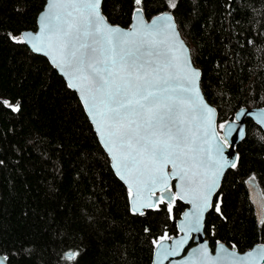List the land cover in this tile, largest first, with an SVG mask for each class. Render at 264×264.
I'll return each mask as SVG.
<instances>
[{
  "label": "trees",
  "instance_id": "1",
  "mask_svg": "<svg viewBox=\"0 0 264 264\" xmlns=\"http://www.w3.org/2000/svg\"><path fill=\"white\" fill-rule=\"evenodd\" d=\"M47 0H0V255L8 264H152L155 244L178 234L187 205L177 201L144 215L130 211L128 189L116 176L77 93L47 58L25 43ZM133 0H103L102 13L129 28ZM149 21L173 14L201 71V88L219 124L243 107H264V0H143ZM264 131L253 121L205 221L218 242L243 252L264 244L247 181L264 200ZM174 186V185H173ZM219 203L220 212L215 205ZM264 218V212H263ZM78 251L74 262L65 253Z\"/></svg>",
  "mask_w": 264,
  "mask_h": 264
},
{
  "label": "snow or ice",
  "instance_id": "2",
  "mask_svg": "<svg viewBox=\"0 0 264 264\" xmlns=\"http://www.w3.org/2000/svg\"><path fill=\"white\" fill-rule=\"evenodd\" d=\"M133 2L136 22L130 31L108 24L101 14L102 0H49L40 17L39 34L9 35L15 43L31 44L34 51L49 55L67 86L79 92L116 175L128 186L134 215H144L143 209L158 208L160 203H167L171 215L175 199L192 204L194 211L185 214L186 223L181 226L184 238L172 248L163 245L171 239L167 233L153 241L167 258L179 255L189 233L201 231L219 177L225 168L237 166L239 156L229 160L219 142L215 155L203 147L209 136L218 137L212 119L215 109L200 94V72L191 66L183 42H179L180 55L169 43V33L177 41L179 36L172 15L164 13L147 24L143 0ZM168 6L175 9L177 0H168ZM0 104L20 111L19 103L0 98ZM242 115L243 111L236 119ZM258 120L264 124V118L258 116ZM234 130L228 125L227 135L219 138L229 147L228 137ZM172 179L179 180L175 193L169 186ZM250 179L254 181L255 176ZM157 190L160 195L153 202ZM215 208L220 212L219 203ZM260 223L264 224V218ZM220 252L226 253L223 245ZM193 254L201 264H215L208 259L206 245ZM78 256V251H69L64 259L74 262ZM227 256L235 257V253ZM248 257L264 261V246ZM7 259H0V264Z\"/></svg>",
  "mask_w": 264,
  "mask_h": 264
},
{
  "label": "water",
  "instance_id": "3",
  "mask_svg": "<svg viewBox=\"0 0 264 264\" xmlns=\"http://www.w3.org/2000/svg\"><path fill=\"white\" fill-rule=\"evenodd\" d=\"M102 3H103V0H102ZM102 3H101V7H102ZM48 4H49V0H47L44 9L40 12V14L38 16V20H37L38 27H37V30L36 31H24L22 34H24V33H32L33 35L39 34V32H40V17H41L42 14H44L47 11ZM100 10H101V14L104 16V14L102 13V9L101 8H100ZM165 13H170V12H165ZM163 14L164 13H162L160 15H157V16H161ZM170 14L173 17V22L175 24V31L179 34V36H178V41H177V40L173 39L171 37V33H169V43L173 46L176 54L180 55L181 53H180L179 42H181V41L183 42V45L187 49V55H188V57H189V59L191 61V66L193 68L197 69L200 72V76H199V79H198V87H199L200 94L203 97L204 102L209 107L215 109V112L212 114V119H213V126L215 127V130L218 133V137L213 138V137L209 136L208 137V143L204 144L203 147L206 150H211L213 155H215V146L217 145V142H219V144L224 148V156H226L229 160H232L237 155L239 156L236 148L239 145V143H241L244 140V138L246 137L248 120L253 121L256 125H258L264 131V124L260 123L259 120H258V116H261L262 118H264V107H254V108L243 107V108L239 109L236 112L235 117H234L233 120L225 122V123H221V124H225V126H226L225 129H221L219 127L220 124L218 122V111H217V109L207 101V99L205 98V96L203 94V91H202V88H201V71H200V69H198L194 65V63L192 61V57H191L190 48L186 44L184 39L182 38V36H181V34H180L179 30H178V27H177V24H176V21L174 19L173 14L172 13H170ZM157 16H154L151 20L148 21L146 19L145 15H144V13H143V19H144L145 23H147V24H151L152 20H154ZM106 20H107V18H106ZM107 22H108V24H110L112 26H116V25L111 24L108 20H107ZM135 22L136 21L134 20V18H132V23H131V26L129 28H123V27H120V26H118V27L123 29V30H125V31H130L132 29V25ZM26 45L30 48V50L33 53L47 58L48 61L50 62V64L57 70V72L65 79V81L67 83L66 77L60 72V70L58 68H56L53 65L52 59H51V57L49 55H46L44 52H36V51H34L32 49V47H31V44H26ZM72 90L77 93V95H78V97H79V99H80V101H81V103L83 104V107H84V103L82 102V100L80 98L79 92L74 90V89H72ZM84 109H85V107H84ZM241 111L244 112V115H242L240 117V119L237 120L236 119L237 118V114L240 113ZM85 112H86L90 122L92 123V120L89 117L86 109H85ZM92 125H93V128H94V130H95V132L97 134V137H98V139H99V141L101 143L100 136H99V134L96 131V126L93 123H92ZM228 125H232L233 128L235 129L232 132L231 136L228 137V142L231 145L230 147L225 145L223 140L219 139V138L224 137V136L227 135V126ZM241 129H243V133H244L243 139L240 138ZM101 145L103 146L102 143H101ZM103 148L107 152V154L109 155L108 151L105 149L104 146H103ZM109 157L111 159V166H112L113 165V161H112V158H111L110 155H109ZM238 162H239V160L237 161V165H238ZM112 168H113V166H112ZM230 169H232V168L231 167L225 168L224 171H223V174L219 177V179H218V187H217L216 191L214 192V194H213V196L211 198L212 205H213L214 198H215L216 194L218 193V191H219V189H220V187L222 185L223 179H224L226 173ZM113 170H114V172L116 174V171H115L114 168H113ZM166 171L169 172V173L172 171L171 165H168ZM120 181L128 189L127 184H125L124 181H122L121 179H120ZM178 184H179V180L178 179H172V180L169 181V186L172 189L173 193L178 191V188H177ZM246 185H247L249 199H250V201L253 203V205L255 207L257 221L260 223L261 219L263 218V212L261 211V209H262V206H264V200L262 198L259 186L257 185V183H255V182H253L251 180H248ZM145 195H147V193ZM159 195H160V191L157 190L154 193V195H153V202H155L156 197H159ZM178 200L181 201L182 203L186 204L188 207L182 213L181 217L177 220L178 234L175 235V236H169L168 235L169 237H171V239H167V240L163 241V245L168 247V248L174 247L176 241L184 238L185 232L181 231V226L186 223L185 214L186 213H191V212L194 211L192 204L188 203L186 200H180V199H175V201L173 203V208H174L175 203ZM162 204H166L167 205V203H160L158 205V208ZM130 207H131V205H130ZM158 208L143 209V211L145 213L148 210H157ZM211 208H209L204 213L203 220H202L201 231L199 233L191 232V233L188 234V239H187L186 243L183 245L182 249L180 250L179 255L168 256L167 258H163L160 255L161 249L155 244V250H154L152 264H181V262H186V264H201L199 256L198 255H194L193 254V250L200 249L202 245H206L208 259H209L210 262L214 261L215 264H233V261H235V264H264V261H260V260L254 259L252 257H248V253H254V254L257 253L261 249V247L264 246V244H256L252 248L241 252L236 247H229L228 245H226V244H224L222 242H218L216 244L215 248L212 249V247L210 246L209 241L206 239V236H205V221H206L207 215L210 212ZM136 215H139V214H136ZM192 243H193V245L190 246ZM221 245H223L224 248L226 249V253H221L220 252V246ZM233 252L235 253V257L227 256V253H233ZM3 257H6V256L0 255V259H2ZM241 258H247V259H241ZM4 264H8V259L4 262Z\"/></svg>",
  "mask_w": 264,
  "mask_h": 264
},
{
  "label": "flooded vegetation",
  "instance_id": "4",
  "mask_svg": "<svg viewBox=\"0 0 264 264\" xmlns=\"http://www.w3.org/2000/svg\"><path fill=\"white\" fill-rule=\"evenodd\" d=\"M188 207V206H187ZM193 245V243L190 245V246H192Z\"/></svg>",
  "mask_w": 264,
  "mask_h": 264
}]
</instances>
